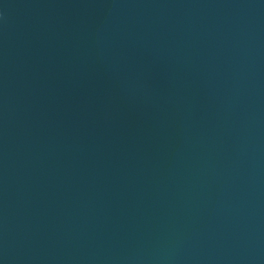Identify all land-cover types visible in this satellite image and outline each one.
I'll return each instance as SVG.
<instances>
[{"label":"water","instance_id":"1","mask_svg":"<svg viewBox=\"0 0 264 264\" xmlns=\"http://www.w3.org/2000/svg\"><path fill=\"white\" fill-rule=\"evenodd\" d=\"M0 264H264V0H0Z\"/></svg>","mask_w":264,"mask_h":264}]
</instances>
